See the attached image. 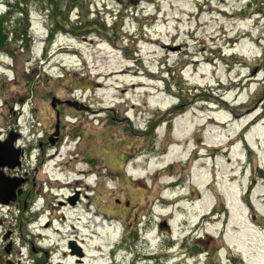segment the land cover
Listing matches in <instances>:
<instances>
[{"label": "rangeland", "instance_id": "rangeland-1", "mask_svg": "<svg viewBox=\"0 0 264 264\" xmlns=\"http://www.w3.org/2000/svg\"><path fill=\"white\" fill-rule=\"evenodd\" d=\"M25 1L0 0V141L26 155L1 171L32 181L0 264H264V0Z\"/></svg>", "mask_w": 264, "mask_h": 264}, {"label": "water", "instance_id": "water-1", "mask_svg": "<svg viewBox=\"0 0 264 264\" xmlns=\"http://www.w3.org/2000/svg\"><path fill=\"white\" fill-rule=\"evenodd\" d=\"M60 104V101L54 99L52 106L55 109ZM67 105L74 106L75 104L67 103ZM57 117V128H59V114ZM18 138L19 136L11 134L6 141H0V204L2 205H10L11 202L16 200L17 196L22 194V181L18 178L8 177L1 171V169L13 171L21 167L22 150L15 146ZM73 246L71 245L72 249Z\"/></svg>", "mask_w": 264, "mask_h": 264}, {"label": "flooded vegetation", "instance_id": "flooded-vegetation-1", "mask_svg": "<svg viewBox=\"0 0 264 264\" xmlns=\"http://www.w3.org/2000/svg\"><path fill=\"white\" fill-rule=\"evenodd\" d=\"M26 158V155H24V152H23V150H22V157H21V167L19 168V169H21L22 168V164H23V161L25 162V159ZM21 181H23L22 183V194L21 195H19V196H17V198H16V200H18V199H24L25 200V203H24V205L23 206H25V211L27 210V204H28V202H27V199H28V197L26 196V194L27 195H29L30 193H27L26 192V190H24L25 189V187L26 186H28L32 181H30V179L28 178V175H26L25 174V177H24V180L22 179ZM56 182H59L60 183V181L59 180H56ZM35 183V182H34ZM74 191V190H73ZM82 193V192H81ZM51 194H52V196L53 197H55V198H57V195L55 196V195H53V191L51 190ZM73 194H74V192H72L70 195H68L66 198H65V201L64 202H62V201H60L59 202V205L61 206V207H64V206H66V207H64V208H67V209H69V210H72V209H74V208H76L75 207V205H76V201L78 200V198L76 197L75 199L74 198H72L71 199V197H74L73 196ZM80 196V195H79ZM83 197H86L85 195H83ZM43 198V197H42ZM41 197L39 198H36L35 199V201L33 202V204H32V210L30 211V212H26L27 214L29 213V214H31L32 216L29 218V224L27 225V228H29V225H36V224H39L41 221H42V219L44 218V214L46 213V211H48L49 209H45L44 207H42L41 209L39 208H37L36 207V200H41L42 199ZM15 200V201H16ZM44 200V199H43ZM14 201V202H15ZM14 202H11V203H14ZM10 203V204H11ZM27 203V204H26ZM26 204V205H25ZM10 206V205H9ZM53 206V207H52ZM69 207V208H68ZM30 208V209H31ZM53 208V209H52ZM50 209H52V210H55L56 209V205H51V208ZM33 212V213H32ZM61 219V218H60ZM64 220V219H63ZM80 220V219H79ZM21 222H23V221H26V219H24V218H21V220H20ZM46 221L47 222H45L44 223V225H42L41 226V228H40V230H43V231H49V230H51L52 229V227L50 226V225H52L53 224V221H54V219H53V221L51 220V219H46ZM56 222H58V221H56ZM72 228H74V227H72ZM76 229V228H75ZM64 230H65V228H64ZM55 232H57V233H54V234H57V235H60V233H61V231H59L58 229H56V231ZM75 234V233H74ZM74 234H72L71 236H74ZM41 236V235H40ZM42 238V237H41ZM71 239H68V241H70ZM64 241V240H63ZM67 241V242H68ZM59 246V245H58ZM70 247L68 248V249H66L65 248V254L67 255V253H71L70 251ZM72 250V249H71ZM73 250H75L76 251V246L74 245L73 246ZM79 255H82V250H80L79 249ZM43 264H49V263H47V262H45V263H43ZM50 264H53L52 263V260L50 261ZM58 264H62V263H58Z\"/></svg>", "mask_w": 264, "mask_h": 264}, {"label": "trees", "instance_id": "trees-1", "mask_svg": "<svg viewBox=\"0 0 264 264\" xmlns=\"http://www.w3.org/2000/svg\"><path fill=\"white\" fill-rule=\"evenodd\" d=\"M50 2H52L53 4H50L49 3V5H47L48 6V8L49 9H47V11L50 13V9H52L53 8V5H55V7H57V3H55L56 1L55 0H49ZM65 1H67L68 2V0H65ZM74 1L75 0H70L69 2H70V5H68L69 6V8H73L74 9V7H72L73 5H75V4H78L77 5V8L79 7V8H81L82 9V11L84 10V8H83V6L81 5V2H80V0H76L75 1V3H74ZM25 0H17V7H20V5H22V4H25ZM43 2H47V1H43ZM55 3V4H54ZM60 4V3H59ZM76 8V9H77ZM72 9V10H73ZM20 10V9H19ZM25 13V10L24 9H22V11L20 12V14H24ZM8 24H7V21L6 22H2V19H1V21H0V28L1 29H4V31H3V33H4V37L6 38V40H5V45L8 43H11V42H13V38H14V36L16 37V29L14 30V31H11V30H8ZM6 31V32H5ZM26 33L24 32V33H21V34H19V36H22L23 38H26ZM18 36V35H17ZM18 39H16L15 41H17ZM3 46V45H2Z\"/></svg>", "mask_w": 264, "mask_h": 264}, {"label": "bare ground", "instance_id": "bare-ground-1", "mask_svg": "<svg viewBox=\"0 0 264 264\" xmlns=\"http://www.w3.org/2000/svg\"><path fill=\"white\" fill-rule=\"evenodd\" d=\"M106 155L110 156L112 159H115L114 154H111V152H107ZM138 194H139V193H138ZM130 195H131L132 197H134L135 199L137 198V193H136V194H134V193H130Z\"/></svg>", "mask_w": 264, "mask_h": 264}]
</instances>
